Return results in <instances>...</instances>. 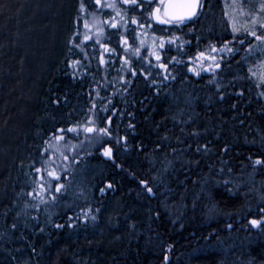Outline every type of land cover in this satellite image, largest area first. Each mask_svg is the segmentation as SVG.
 Here are the masks:
<instances>
[{
	"label": "trees",
	"instance_id": "1",
	"mask_svg": "<svg viewBox=\"0 0 264 264\" xmlns=\"http://www.w3.org/2000/svg\"><path fill=\"white\" fill-rule=\"evenodd\" d=\"M31 1L0 0L1 149H8L4 129L24 117L19 127L23 150L6 178L1 174L8 159L0 149L5 183L0 264H165V255L167 264H264V225L249 224L264 219V166H252L255 159L264 160V97L248 73L261 57L242 59L246 54L240 53L236 60L226 52H209V45L222 43L218 32L229 24L223 1L204 0L198 17L177 29L150 21L147 7L133 12L116 0L126 13L121 21L102 7L113 0H101V6L84 0L88 16L95 14L98 24L92 39L77 48L70 33L76 0H64L66 6L51 0L50 11L41 15L42 29L48 28L43 40L48 43L47 72L33 85V105L27 108L21 106L22 47L24 34L35 37L40 21L27 11ZM233 3L239 10L240 4ZM133 16L143 28L131 23ZM112 17L117 28L109 26ZM99 29L103 34L97 43ZM174 36L180 39L169 44ZM200 52L215 55L221 67L200 76L189 72ZM73 60L80 61L75 70L68 66ZM159 63L167 64L166 72ZM200 63L208 67L210 61ZM69 127L78 133L57 132ZM86 127L109 128L110 136L101 140ZM54 134L65 136L64 163L90 164L94 188L81 193L64 184L56 201L44 194L47 204L25 207L38 202L27 193L38 189L40 176L45 183L51 179L35 169L54 168L55 150L49 147L57 145ZM70 139L75 144L68 150ZM105 145L113 149V162L100 154ZM66 203L73 207L67 209Z\"/></svg>",
	"mask_w": 264,
	"mask_h": 264
},
{
	"label": "snow or ice",
	"instance_id": "2",
	"mask_svg": "<svg viewBox=\"0 0 264 264\" xmlns=\"http://www.w3.org/2000/svg\"><path fill=\"white\" fill-rule=\"evenodd\" d=\"M120 3L128 5L129 10L135 12L137 9H144L147 7L146 16L150 21H154L158 25H174L179 29L180 26L186 25L187 22L193 21L194 18L198 17V14L202 12V9L204 7L202 0H119ZM95 4L98 6H101V0H95ZM236 6V5H234ZM102 7L110 8L116 13V17H119L121 21L125 20L126 13H122L120 8L117 5L116 0H113L112 3H105L102 5ZM240 10L242 11V6H240ZM80 11H85V3L84 0H81L80 3ZM259 13H264V0H261V3L259 4ZM227 15V13H225ZM251 26H248L247 24L239 25L234 19L231 20V32L233 34V40H225L222 45L218 48L215 45H209V52L210 53H229L233 56L237 54V50L235 49L233 45V41H238L240 46H244L247 42V47L245 51L247 52L248 56L252 55H259L261 57L260 61L256 64L255 68L249 67L248 73L250 74V77H254L257 81V87H264V16H261L259 14H251ZM116 17L111 18V22L104 21V23H109V26L111 28H117L118 23L116 21ZM97 22V17L95 14H92V21L91 24L88 20L84 21V28L90 29V27L95 26ZM131 23L134 25H138L139 27L143 28V23H140L135 16L131 18ZM149 27H151V24H149ZM103 34V29H99L97 32V43H99V36ZM79 35V33H77ZM243 37V38H240ZM251 37L252 40L256 41L257 43H252L251 41H248L247 38ZM90 37L87 35V33L84 34V40H89ZM180 38L179 37H173V39L169 40L168 43H176ZM72 43V41H70ZM125 44H127V41H124ZM144 42L141 41V44ZM73 47H80L79 44H73ZM159 48H164V41L160 40ZM107 50V49H106ZM72 51V48H69V52ZM140 49L136 48L134 49V54L139 55ZM155 56V59L159 62L161 61V56L153 52L152 53ZM175 59V58H173ZM221 60L223 57L220 58ZM242 59H247V57H244ZM210 61L208 67H204L203 63H200L202 61ZM179 62V61H177ZM196 66L191 67L188 69L189 72H193L196 76H200L201 72H215V70L219 69L221 67L220 62L217 60V57L215 55H206L205 52L198 53V56L196 57ZM101 63H104L103 59H101ZM125 63H128L127 60H125ZM239 63V62H238ZM80 64L79 60H73L69 63V67L73 68L74 70L77 68V66ZM159 68L163 69L165 72L167 71V64L165 63H159ZM135 75V73H133ZM165 79H168L167 76L164 77ZM175 79V77H173ZM210 83L213 81H209ZM219 87V85H217ZM242 95V93H241ZM261 97H264V92L260 93ZM221 99L224 97L221 96ZM89 123H92L89 121ZM111 121L109 120V124ZM132 127V125H129ZM84 131L86 133H98V138L103 139L105 136H110V130L106 127L101 128H95V127H86L84 128ZM58 133H78V129L76 127H69L67 129H58ZM194 135L196 133H193ZM53 139L56 141H61L65 139L64 135H56L54 134ZM126 142V138H125ZM49 143V142H46ZM117 144L120 143V140L116 141ZM49 147L53 148L55 151H60L59 145H51L49 143ZM207 147L205 146V151H207ZM47 151V149L45 150ZM197 151H200V148L197 147ZM113 154V149L111 147H106L103 150L102 155L111 158ZM65 160L68 159L67 156L63 157ZM251 159V158H249ZM252 166L255 169L256 166H264V160L262 159H255L252 161ZM36 173L39 174L42 171H46V174L49 178H51L47 183L43 182V176H40V181L38 183V189L34 188L31 192L27 193L29 197H32L33 200H38L37 203H34L32 205H29L27 202L25 203V207H33L38 208L40 204H47L48 200L44 198V194H51V200L54 202L58 198V194H61L62 191L65 189V185L62 183H59L61 177L57 173L55 168L52 169H41L36 168ZM223 172V169L220 170ZM231 171V169H229ZM53 181H55V185L53 186ZM142 184H144L146 191L152 195L153 194V188L148 186L146 182L141 181ZM224 184H228V180L223 181ZM113 186L111 183H108L106 185V188L111 189ZM100 192L103 194L105 192V188H101ZM261 199L264 200V195L261 196ZM97 211H99L97 209ZM261 212H264V208L261 209ZM19 215V214H18ZM85 216H87V213H85ZM35 218V217H34ZM69 227L72 226L71 221L72 217H69ZM91 219L95 221L96 216H92ZM249 224L253 228H262V225H264V219L258 220V219H252L249 221ZM64 225L57 224V228H62ZM13 228L16 227L15 224L12 225ZM231 227V225H229ZM264 230V228H262ZM43 231V229H41ZM165 264H167L168 256L165 255L164 257Z\"/></svg>",
	"mask_w": 264,
	"mask_h": 264
},
{
	"label": "rangeland",
	"instance_id": "3",
	"mask_svg": "<svg viewBox=\"0 0 264 264\" xmlns=\"http://www.w3.org/2000/svg\"><path fill=\"white\" fill-rule=\"evenodd\" d=\"M63 3V6H66L67 1L61 0ZM60 1V2H61ZM49 2H51V0H32L31 1V5L29 6L28 10H32L33 11V17L35 18V20H40L38 23H36V25L39 27L38 31H35V37L34 35L32 37H34L32 39V37H29V32H27V34H24V40L25 43L23 48V52H24V68L25 71L23 72V76L25 78V82L23 87H25V92L23 93V98L21 100V106H27V108L29 107V105H33V100H34V95L32 97L33 94V85L36 83H38L39 81V77H41V75H45L47 72V67H46V59L48 58V55H46V51L48 49V43L45 40L44 37H47L44 33L47 32L48 28L47 26H44V29H42L45 19L43 20V15L44 12H49L50 8L48 9L47 6L49 4ZM248 4V6H253V1L252 0H246V2L239 0V4ZM61 4V3H60ZM62 6V7H63ZM245 6V7H244ZM52 7V6H51ZM244 9L247 7L246 5H242V9ZM257 11L256 14H259L261 16H264V13H259L258 9L259 6H256ZM45 9L47 11H45ZM80 6L77 5L75 12H79ZM240 10V9H239ZM253 11V9H252ZM252 11L245 9V12H242L241 15H239L238 20L236 18V22L239 25H250L251 23V18L252 16L249 15V13L254 14ZM32 15V13L30 14ZM64 16V15H63ZM62 16V17H63ZM41 17V19H39ZM85 20H83L84 23ZM91 24L92 19L88 20ZM243 21H247V22H243ZM77 17L74 19V24L75 26L77 25ZM98 24V21L96 22L95 26L90 27V29H85L84 28V24L82 25V29H81V41H85L84 40V34L87 33V35L90 37V39H92V36L95 32V28ZM46 28V29H45ZM60 29V28H59ZM46 31V32H45ZM89 39V40H90ZM24 42V41H23ZM34 42V43H33ZM26 43L27 46H26ZM46 58V59H45ZM24 117H22V119H17L16 121H11L10 124H8L7 128L4 129L3 134H4V138L7 139L8 141L7 143V148L8 149H1L3 151H5L6 156H4L3 158H7V164H6V169L3 172V177H8L9 176V172L11 170V166L13 164L14 159L21 155L22 150H23V138H22V134L20 131V126H23L22 124H24ZM56 143L59 145L60 151H56L55 152V156L54 159L52 161V165L55 169H58L59 166L63 163L64 160V155L66 154V147L67 145L63 144L62 141H56ZM7 150V151H6ZM0 153H2L0 151ZM1 177V176H0ZM5 183H2L0 180V200L2 199L3 195H4V185Z\"/></svg>",
	"mask_w": 264,
	"mask_h": 264
},
{
	"label": "bare ground",
	"instance_id": "4",
	"mask_svg": "<svg viewBox=\"0 0 264 264\" xmlns=\"http://www.w3.org/2000/svg\"><path fill=\"white\" fill-rule=\"evenodd\" d=\"M222 1L223 2H221V4H222V8H223V13H224L223 15H225L226 21L229 22V24L227 25V28H226V25L221 26V28H220V30L218 32V35H217V38L220 37V40H221V37L224 38V40L222 41V43H223L225 40H233V34L231 32V20H233V19L236 20V18L238 20L239 15H241L242 12H245V9L250 10V11H252V9H253L252 12L254 14H256V12H257V11H255V10H257L256 6H259V4L261 3V0H252L253 4H254L253 6H248V4H246V3L240 4V6H242V5H246L247 6L245 9H244V7H245L244 6L242 11L238 10L237 8H235L233 6V4H234L233 2L239 3V0H222ZM242 1L246 2V0H242ZM80 3L81 2L79 0H76L75 9H76L77 5L80 6ZM225 13H227V15ZM76 17H77V23H76L77 25L75 26L74 21H73L70 33L73 31V35H74L76 41L79 42V45L81 43L87 44L89 42V40L81 41V38H80V36L82 35L81 34V29H82V25L84 24L83 20H90V19H92V16H88L87 9H85L84 12H81L80 9H79V12H75L74 19ZM190 22H192V21H190ZM190 22H187V23H190ZM243 22H247V21H243ZM248 26H251V24L248 25ZM77 33H79V35H77ZM240 38H243V37H240ZM247 39H248V41H251L252 43H257L256 41L252 40L251 37H249ZM222 43H221V41L220 42L217 41L214 44H215L216 47H218ZM233 45H234L235 49L237 50V54L236 55L233 56L232 54H230V55L233 56V58L238 60L237 56L240 53H245L246 57H249L247 52L245 51V49L247 47V42H246V44L243 47L239 45L238 41H233ZM77 48H79V47H77ZM250 79L253 81V83H254V85L256 87V91L258 92L256 79L254 77H250ZM259 91L260 92H264V87H259ZM257 92H255V93L259 94ZM74 140L75 139H70L68 150L71 148V145H70V144H72L71 142H73L75 144ZM106 147H110V146L105 145L100 150V154H101L102 158L104 160H106L107 162H113V154H112L111 158H107V157L102 155L103 150ZM80 159H82V158H80ZM78 163L79 162L77 160H72V161L70 160L69 162L68 161L65 162V163L63 162L59 166V168L56 169V171H58V174L61 177L59 183L66 184L68 188L80 191L81 193L89 192L91 189L94 188V186H93V178H92V176L90 174V170H91L90 167H89L90 164H88V163H79L78 164ZM141 187L145 188L144 184L141 183ZM153 196L156 198V196L154 194H153ZM66 204H67V209L73 207L72 203L71 204L66 203Z\"/></svg>",
	"mask_w": 264,
	"mask_h": 264
},
{
	"label": "water",
	"instance_id": "5",
	"mask_svg": "<svg viewBox=\"0 0 264 264\" xmlns=\"http://www.w3.org/2000/svg\"><path fill=\"white\" fill-rule=\"evenodd\" d=\"M194 19H195V18H194ZM194 19H193V20H194Z\"/></svg>",
	"mask_w": 264,
	"mask_h": 264
},
{
	"label": "flooded vegetation",
	"instance_id": "6",
	"mask_svg": "<svg viewBox=\"0 0 264 264\" xmlns=\"http://www.w3.org/2000/svg\"><path fill=\"white\" fill-rule=\"evenodd\" d=\"M204 1V0H203Z\"/></svg>",
	"mask_w": 264,
	"mask_h": 264
}]
</instances>
